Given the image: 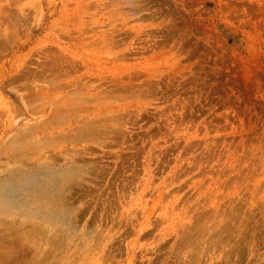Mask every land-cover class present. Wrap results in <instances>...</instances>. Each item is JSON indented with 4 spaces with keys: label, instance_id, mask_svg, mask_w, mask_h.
<instances>
[{
    "label": "rangeland",
    "instance_id": "rangeland-1",
    "mask_svg": "<svg viewBox=\"0 0 264 264\" xmlns=\"http://www.w3.org/2000/svg\"><path fill=\"white\" fill-rule=\"evenodd\" d=\"M40 165L80 264H264V0H0V178Z\"/></svg>",
    "mask_w": 264,
    "mask_h": 264
},
{
    "label": "bare ground",
    "instance_id": "bare-ground-1",
    "mask_svg": "<svg viewBox=\"0 0 264 264\" xmlns=\"http://www.w3.org/2000/svg\"><path fill=\"white\" fill-rule=\"evenodd\" d=\"M58 118L53 120L55 127ZM80 172L84 167L71 165L5 172L0 178V264L81 263L77 252L92 237L85 231L80 242L73 240L78 215L65 196Z\"/></svg>",
    "mask_w": 264,
    "mask_h": 264
}]
</instances>
